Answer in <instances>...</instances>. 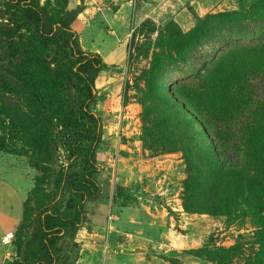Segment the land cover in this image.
Instances as JSON below:
<instances>
[{"label": "rangeland", "instance_id": "1", "mask_svg": "<svg viewBox=\"0 0 264 264\" xmlns=\"http://www.w3.org/2000/svg\"><path fill=\"white\" fill-rule=\"evenodd\" d=\"M49 1L51 12L60 10V4ZM74 1L68 0V7L81 5L83 10L72 28L80 32L84 47L102 49L105 33L116 25L109 26L105 20L100 27L97 22L76 23H86L98 10L116 14L118 3L92 1L86 6L79 0L73 7ZM117 15L125 22L124 35L114 48L121 58L91 107L102 114L105 136L109 133L117 141L103 158L107 141L102 134L96 154L101 168L98 181L159 182L154 194L162 198L161 206L147 198L140 201L166 225L159 247H152L136 232L119 235L121 241L140 245L128 252L133 253L131 262L264 264V171L260 167L264 164V0H130L126 11ZM99 82L103 88L105 84ZM178 91L193 108L188 109ZM194 108L198 117L191 113ZM185 110L196 123L184 124ZM113 117L120 121L118 127L114 128ZM0 121L1 256L11 248V240L7 244L1 240L20 221L35 171L27 157L7 153L22 143L13 138L20 122H14L3 105ZM253 136L259 140L254 146ZM128 142L138 151L130 154L132 160L122 162L120 153L127 149L118 146ZM207 148L214 156L212 167L204 160ZM58 155L59 165L65 155L62 151ZM216 162L233 172L218 175ZM121 164L127 165L131 178L124 180ZM239 183L242 186L236 188ZM113 192L115 196L121 191ZM74 241L79 259L76 235Z\"/></svg>", "mask_w": 264, "mask_h": 264}, {"label": "trees", "instance_id": "2", "mask_svg": "<svg viewBox=\"0 0 264 264\" xmlns=\"http://www.w3.org/2000/svg\"><path fill=\"white\" fill-rule=\"evenodd\" d=\"M53 2L61 5L59 11H50L49 0H0V105L20 122L13 138L22 143L7 153L27 157L35 171L12 233L14 256L3 264H75L74 238L86 221V203L101 192L96 154L103 130L91 107L105 64L97 53L82 49L72 28L82 6ZM175 93L189 109L191 102ZM185 113L184 124L196 123ZM191 113L198 117L195 108ZM59 151L65 161L58 165ZM213 157L207 148L204 160L211 167ZM256 157L261 160L259 151ZM214 164L218 175L233 172ZM260 167L264 171V164Z\"/></svg>", "mask_w": 264, "mask_h": 264}, {"label": "crops", "instance_id": "3", "mask_svg": "<svg viewBox=\"0 0 264 264\" xmlns=\"http://www.w3.org/2000/svg\"><path fill=\"white\" fill-rule=\"evenodd\" d=\"M92 1L95 4H100L107 0H84V5L88 6ZM114 1L119 5L118 13L108 15L107 12L98 10V12H94L92 17L90 16L87 18L86 23H76L79 25L90 26L94 22H97L99 23L100 27V21L105 20L109 26L116 25L118 32L115 31L116 26L112 27V30L109 32L105 33L103 31V33H105V37H103L101 42L105 43L106 46H104L102 49L94 48L91 51L90 48L84 47L80 32L78 29L76 30L75 26L73 27V30H75V32L78 34L83 50L97 53L106 65L105 69L99 73L98 78L95 80V87L97 90L104 89L108 85L110 79V70L112 66L121 58V52L118 49L115 50L114 48L119 46V42L124 35L125 22L122 16L117 14H119L121 11H126L130 0ZM146 1L158 3L164 2L165 0ZM78 2L79 0H75L73 2V7L74 5L78 4ZM143 3L147 5L145 2ZM110 46L111 50L109 49ZM98 81H100V84H105V86L100 88ZM101 115L102 114L100 113V118ZM115 118L113 121L114 128L120 125V121H116ZM103 133V138L107 141L105 149L101 154V156L104 158L107 154L112 152V149L115 148L114 146H117V141H115V138L112 135L111 137L109 133L106 134V136L105 132ZM122 135L127 134L122 132ZM129 146V142L127 145L119 144L118 146L120 149H127L125 152L122 151L120 153V159L123 160L122 162L132 160V155L130 154L138 151L132 150V148ZM127 168L128 167L126 164H121L119 166V171H121L120 173L124 174V180L131 178V176H128L130 170H127ZM158 183L159 182H100L101 192L99 195H101L103 201L100 200L98 195L96 198H94L95 200L93 199L94 201L92 200L93 202L90 208L86 207V221L76 234V241L80 244L81 248L77 264H136L135 262H131L133 253L128 252H133L135 250L133 247L140 245L133 244L134 246H132L130 245L132 244L131 242L128 243L126 241H121L122 239L119 235H123L126 231H131L132 233L136 232L140 239L152 244V247L162 246L166 237L165 221L163 218L158 220V216L152 213L147 206L141 205L140 201L143 198H147V201L151 204L161 206L159 203L162 202V198H157L158 196H155L154 194L157 192V189H159ZM114 189H117L118 191L122 189V193L113 196ZM156 200L158 201V204L156 203ZM169 231L170 230L167 229V236ZM10 233L12 234L13 232L8 231L2 237L1 241L3 243L6 236ZM181 238L183 240L182 236ZM126 247L127 250H125ZM103 250H105L104 261L100 259V256H102L101 252L103 253ZM13 256L14 250L11 245V248L6 250L0 256V264H3L7 260H11Z\"/></svg>", "mask_w": 264, "mask_h": 264}, {"label": "built area", "instance_id": "4", "mask_svg": "<svg viewBox=\"0 0 264 264\" xmlns=\"http://www.w3.org/2000/svg\"><path fill=\"white\" fill-rule=\"evenodd\" d=\"M13 235L10 233L6 236V238L4 239L5 243H8L10 240H12Z\"/></svg>", "mask_w": 264, "mask_h": 264}]
</instances>
